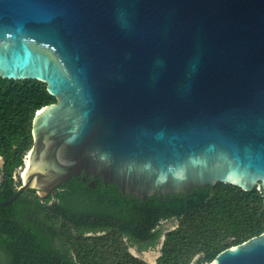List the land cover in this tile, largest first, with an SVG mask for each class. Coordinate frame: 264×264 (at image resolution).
Listing matches in <instances>:
<instances>
[{"label":"water","instance_id":"1","mask_svg":"<svg viewBox=\"0 0 264 264\" xmlns=\"http://www.w3.org/2000/svg\"><path fill=\"white\" fill-rule=\"evenodd\" d=\"M0 78L57 101L5 205L66 182L264 194V0H0ZM211 264H264V233Z\"/></svg>","mask_w":264,"mask_h":264},{"label":"trees","instance_id":"2","mask_svg":"<svg viewBox=\"0 0 264 264\" xmlns=\"http://www.w3.org/2000/svg\"><path fill=\"white\" fill-rule=\"evenodd\" d=\"M56 102L43 83L0 78V264H148L129 243L156 247L163 231L154 230L170 220L178 226L165 234L155 264H211L264 233V194L224 184L144 201L66 182L48 198L28 190L5 205L22 185L15 174L33 147L34 117Z\"/></svg>","mask_w":264,"mask_h":264},{"label":"rangeland","instance_id":"3","mask_svg":"<svg viewBox=\"0 0 264 264\" xmlns=\"http://www.w3.org/2000/svg\"><path fill=\"white\" fill-rule=\"evenodd\" d=\"M2 165H3V159L0 157V179L2 178ZM20 176H21V171L19 170L15 174L16 181L19 180ZM160 226L163 231V234H166L167 232L174 230L178 226V222L177 221L163 222ZM129 251L130 253L137 256L142 261L148 264H155L157 258L160 256V246L155 250H151V251L143 252V253H139L135 248L129 249ZM197 259L198 258H195L192 264H194Z\"/></svg>","mask_w":264,"mask_h":264},{"label":"flooded vegetation","instance_id":"4","mask_svg":"<svg viewBox=\"0 0 264 264\" xmlns=\"http://www.w3.org/2000/svg\"><path fill=\"white\" fill-rule=\"evenodd\" d=\"M172 221H176V220H170V221H166V222H172ZM156 230H162L161 229V226L159 225V226H157V228L154 230L155 232H156ZM155 232H154V234H155ZM168 233V232H167ZM164 238H165V234H163V236H162V238H161V240H160V243L156 246V247H154V248H152V247H147V248H145V249H143V248H141L139 245H137V244H131V243H129V249H132V248H135L139 253H143V252H148V251H151V250H155V249H157L159 246H160V250H161V247H162V245H163V241H164ZM142 246H145V244H142ZM130 252V251H129ZM132 254V253H131ZM133 255V254H132ZM134 257H136V258H138L137 256H135V255H133ZM159 258V257H158ZM157 258V259H158ZM139 260H141L140 258H138ZM142 261V260H141ZM156 263V262H155Z\"/></svg>","mask_w":264,"mask_h":264}]
</instances>
